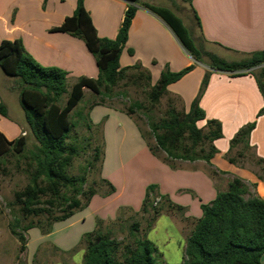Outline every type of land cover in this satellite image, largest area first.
Here are the masks:
<instances>
[{"label": "crops", "instance_id": "obj_1", "mask_svg": "<svg viewBox=\"0 0 264 264\" xmlns=\"http://www.w3.org/2000/svg\"><path fill=\"white\" fill-rule=\"evenodd\" d=\"M173 1L180 6L188 3L192 12L195 11L200 22L197 38L203 40L204 45L212 46L218 56L236 60L264 50V0ZM84 4L98 35L113 39L128 1L85 0ZM76 5L77 0L69 3L66 0H0V44L6 40H21L25 50L39 64L67 71V81L72 80L73 84L81 77L97 78L95 57L84 41L52 31L73 15ZM174 5L172 2V10L160 7L178 16L179 8ZM135 64H141L150 72L152 85L157 84L163 71L180 72L193 66L179 81L168 86L170 96L180 100L185 112L197 98L206 72L211 73L200 99L206 120L200 121L198 126L206 129L207 120L220 122L222 138L214 141L217 153L209 164L176 160L171 166L152 153L133 117L108 104L94 106L89 112L92 124L103 123L104 155L100 164L103 193L98 191L84 210L67 220L71 222L65 232L69 237L64 235L63 244H69L70 236L75 233H78L77 243L84 234L96 229L98 219L107 224L125 221L126 212L143 215V199L149 186H155L152 196L165 207L157 221L163 214L172 216L182 235L188 230L186 227H190L191 233L202 216L201 205L212 202L219 192L227 191L234 179L242 180L249 186L250 194L264 200V114L258 117L264 101L255 77L249 73L235 77L196 62L160 17L139 6L120 57L122 68ZM20 89L21 85L0 68V103L6 106L8 113L6 117L0 116V132L9 141L28 134L24 112L21 114ZM89 93L93 94L85 89V96ZM11 99L19 101L18 113L10 104ZM254 121L256 127L248 142L232 147L231 141L239 130ZM108 183L115 192L109 193ZM169 205L183 207V210H173ZM174 213L179 216L177 220ZM157 221L146 234L147 238L150 239ZM190 233L183 235L184 250ZM55 236L52 233L49 238Z\"/></svg>", "mask_w": 264, "mask_h": 264}, {"label": "trees", "instance_id": "obj_2", "mask_svg": "<svg viewBox=\"0 0 264 264\" xmlns=\"http://www.w3.org/2000/svg\"><path fill=\"white\" fill-rule=\"evenodd\" d=\"M85 0H77L72 16L67 17L61 26L53 32L69 34L84 41L88 51L95 57L97 78L81 77L68 90V72L57 67H44L39 64L24 48L21 40L3 41L0 44V68L9 77L18 78L22 85L20 99L28 130L36 144L28 150V137L21 136L9 141L0 132V166L10 157L24 161L29 182L14 194V205L23 219L46 216L47 229L50 232L57 222L70 219L75 213L84 210L93 196L98 194L95 184L86 187L87 173L70 175L68 170L79 156V147L72 140V133L77 126H85L88 131L102 129L103 123L93 125L89 112L76 111L83 101L85 89L90 90L100 101L93 100L91 110L96 105H107V99L116 94L121 85H134L145 90L148 105L135 101L125 111L131 117L142 111L147 120L156 146L149 144L152 153L173 166L176 160L210 163L217 153L214 141L222 138V127L217 120L206 121V131L198 126L206 120V113L200 106L210 72H206L197 98L188 112L178 111L170 102L163 119L155 121L150 116L161 99L170 96L168 86L179 81L190 72L189 66L180 72L163 71L157 84L152 85L150 72L141 64L122 68L120 57L125 48L132 21L137 8L143 7L160 17L174 32L192 58L212 70L229 72L232 76L252 74L257 82L264 101V50L250 53L236 60H228L213 52L204 51V42L192 36L181 18L170 9L155 6L140 0L128 1L127 9L116 36L113 39L102 38L93 24L90 13L85 8ZM200 28L197 14L193 11ZM132 54L133 52L130 51ZM119 94V93H118ZM67 95L64 105L61 99ZM7 109L0 103V116H7ZM264 114V105L258 117ZM256 127V121L239 130L231 141L234 147L247 143ZM144 138H146L145 134ZM102 140V138H101ZM147 140V138H146ZM162 151L166 157L159 155ZM104 155V142L94 147L93 157L85 169L95 168ZM109 184V193L115 192ZM155 186H149L143 202L142 212L154 214V223L162 213L156 208L152 196ZM249 195V197H247ZM173 210L183 207L169 205ZM164 208V207H163ZM162 210V211H161ZM202 216L197 219L186 241L182 264H263L264 256V200L250 194V189L240 179H234L228 190L219 192L216 198L201 205ZM57 212L60 214L58 215ZM11 226V233L20 242L25 243L19 231L20 218ZM104 221L98 219L96 229L82 237L85 244L83 264H159L163 256L157 246L146 235L138 236L140 224L134 222L130 227L132 240L123 243L115 239L111 230L103 231ZM153 224H149L151 228ZM37 225L22 227L27 232Z\"/></svg>", "mask_w": 264, "mask_h": 264}, {"label": "rangeland", "instance_id": "obj_3", "mask_svg": "<svg viewBox=\"0 0 264 264\" xmlns=\"http://www.w3.org/2000/svg\"><path fill=\"white\" fill-rule=\"evenodd\" d=\"M69 3L70 0H66ZM141 2H149L155 6H166L171 8L172 2L176 5L174 7L179 11L176 12L178 16L183 20L185 26L190 30L193 37L197 38V22L194 14L188 3H184L180 6L173 0H140ZM180 6V7H178ZM204 51L215 52L212 46L204 45ZM20 85L21 81L18 78H14ZM73 84L72 80L67 81L68 90L71 89ZM119 93V94H118ZM67 99L65 95L60 104L64 105ZM93 100L100 101V98L93 94H87L83 101L77 106L76 111L84 110L89 112V106ZM135 101L141 102L144 105H148V101L145 95V90L141 87L134 85L121 84L116 89V94L111 99H107L105 102L115 108L126 110ZM170 102L178 111H184L180 100L176 97L165 96L161 99L160 104L151 111L150 116L155 121H159L165 117V113L169 108ZM10 104L16 110V113L20 111L19 101L11 99ZM20 109V110H19ZM23 113V108L21 114ZM133 118L140 125L143 134H145L148 142L153 147L156 146L155 139L151 134L149 121L142 111H138L134 114ZM27 129L28 126L25 124ZM204 132L206 129H203ZM28 150H32L36 142L28 130ZM75 141L79 147V156L74 160L72 166L68 170L70 175H80L87 173L86 187L95 184L98 191L103 193L102 181L100 174L98 173L99 164L95 168L85 169L88 167V162L93 157L94 147L100 146L101 131L100 129H93L88 131L84 126H77L72 133V140ZM159 155L166 157V155L159 151ZM26 165L24 161L18 163L17 158L10 157L4 160L0 166V264H83V258L85 254V244L82 238L78 240V233L75 236H70L71 240L68 243L63 244L62 239L66 235V229L71 222H57L53 225L50 232L44 233L43 230L47 229V217H32L23 219L19 215V210L14 205V194L16 191H20L29 182L28 174L26 173ZM145 199V196H144ZM143 199V201H144ZM153 203L155 207L160 209L163 204L161 200H155ZM166 204V203H165ZM161 205V206H160ZM165 208V207H164ZM161 207V209H164ZM161 210V211H162ZM168 212V211H167ZM59 215L60 213L57 212ZM174 217H179L174 213ZM16 218H20L19 231L25 238V243L11 233V226L16 225ZM123 219L125 221L115 223H104L101 226L103 231L107 229L111 230L112 236L123 242L127 243L132 240L130 227L134 222H139L140 228L137 233L138 236L146 235L149 230V224H154V214L150 211L147 214L135 216L129 212L124 214ZM70 220V219H69ZM28 224H35L27 232H22V227ZM153 226V225H151ZM186 226V225H184ZM89 227V226H86ZM188 230H184V236H188L190 233V227H186ZM55 233L54 238H49V235ZM172 216L161 215L160 219L156 223V228L150 236V240L157 246L159 252L163 255L160 258L159 264H182L184 258V236H183ZM69 234L66 235V238ZM147 236V235H146ZM65 238V239H66ZM67 240V239H66ZM62 243V244H61ZM72 245V246H71ZM70 246V247H68Z\"/></svg>", "mask_w": 264, "mask_h": 264}]
</instances>
